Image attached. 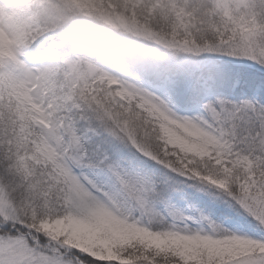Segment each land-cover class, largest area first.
<instances>
[{
	"label": "snow or ice",
	"instance_id": "snow-or-ice-1",
	"mask_svg": "<svg viewBox=\"0 0 264 264\" xmlns=\"http://www.w3.org/2000/svg\"><path fill=\"white\" fill-rule=\"evenodd\" d=\"M0 264H264V0H0Z\"/></svg>",
	"mask_w": 264,
	"mask_h": 264
}]
</instances>
